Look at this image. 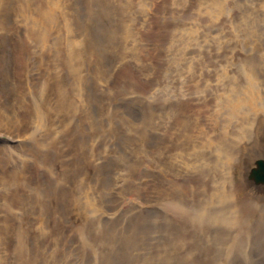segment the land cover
<instances>
[{
    "label": "rangeland",
    "instance_id": "obj_1",
    "mask_svg": "<svg viewBox=\"0 0 264 264\" xmlns=\"http://www.w3.org/2000/svg\"><path fill=\"white\" fill-rule=\"evenodd\" d=\"M7 1L0 102L26 131L0 156L33 215L0 264H264V0Z\"/></svg>",
    "mask_w": 264,
    "mask_h": 264
},
{
    "label": "bare ground",
    "instance_id": "obj_2",
    "mask_svg": "<svg viewBox=\"0 0 264 264\" xmlns=\"http://www.w3.org/2000/svg\"><path fill=\"white\" fill-rule=\"evenodd\" d=\"M6 2H9V1H7L6 0ZM5 5V0H0V6H4ZM108 10V9H107ZM109 12V11H108ZM216 13V12H215ZM4 17V15L2 14V13H0V25H1V22L3 21L2 19H4L3 18ZM218 17V16H217ZM223 18V17H222ZM218 19H219V17H218ZM227 19V18H226ZM5 21V20H4ZM3 21V22H4ZM231 22V21H230ZM6 23V22H5ZM222 23V22H221ZM14 26V25H13ZM1 27V26H0ZM1 29V28H0ZM1 34V33H0ZM3 34V33H2ZM6 38L4 37V36H2V35H0V43H1V46L3 45V42H4V40H5ZM206 40V39H205ZM5 46V45H4ZM15 57V56H14ZM25 68V67H24ZM21 85H23V84H21ZM18 90V89H17ZM16 90V91H17ZM18 92V91H17ZM17 92H16V94H17ZM25 95V94H24ZM18 96V95H17ZM26 96V95H25ZM21 99V101H22V99H23V97L22 98H20ZM20 99H18V103L20 102ZM30 99V98H29ZM7 100V99H6ZM1 101V100H0ZM23 102H24V100H23ZM22 102V103H23ZM17 103V102H16ZM24 103H26V102H24ZM23 105V104H22ZM21 105V107H24V108H28V106L26 105V106H22ZM14 106L12 105V104H10L9 103V101H6V102H0V120H2L3 122H4V120H5V123H4V125L5 126H1L0 127V130L2 129V127H3V129H2V131H4V132H7L11 137L12 136H21L26 130H25V128L22 126L23 125V116H20V117H22V118H20V120L19 119H17L16 117H15V114H14V112H12V110L11 109H15V108H13ZM34 107V105L32 106V108ZM21 109H23V108H21ZM29 109H31V108H29ZM28 110V109H27ZM32 110V109H31ZM26 111V110H25ZM24 111V112H25ZM23 112V114L25 115V113L27 112H25L24 113ZM29 113H30V111H29ZM29 113H27V115L29 114ZM21 113H18V116L20 115ZM26 116V115H25ZM2 121H0V123L2 122ZM20 121H21V123H20ZM1 125V124H0ZM27 126V125H26ZM252 126V125H251ZM249 131H250V129H249ZM47 133V132H46ZM45 134V133H44ZM24 135V134H23ZM32 136H33V134H32ZM32 136H28V141L29 140H31L32 139ZM46 137V136H45ZM247 137V136H246ZM228 138V137H227ZM226 138V139H227ZM249 138V137H248ZM12 139H14V138H12ZM11 139V140H12ZM22 140V139H21ZM33 140V139H32ZM40 140V139H39ZM43 140H45V138L43 139ZM229 140V139H228ZM33 142V141H32ZM37 142V141H36ZM241 142V141H240ZM22 143V144H21ZM20 143V148H22L23 149V147H31L32 146V144H31V142H21ZM42 143V142H41ZM214 144V143H213ZM10 145V144H9ZM19 145V144H18ZM33 145H35V143L33 144ZM51 145H53V144H51ZM57 145V144H56ZM12 146V145H11ZM35 146H37V145H35ZM40 146V145H39ZM54 146H55V144H54ZM217 146V145H216ZM57 147V146H56ZM5 148H8V147H5ZM35 147H33V149H34ZM39 148V147H38ZM45 148V147H44ZM52 148V147H51ZM55 147H53L52 149H54ZM57 148H59V147H57ZM8 149H10V148H8ZM46 150L48 149V148H45ZM61 149V151H63L62 150V148H60ZM11 150V149H10ZM31 150V149H30ZM35 150H36V148H35ZM38 150H40V148L39 149H37V151ZM230 150V149H229ZM24 151V150H23ZM37 151H35V155H36V152ZM54 151V150H53ZM56 152H57V150H55ZM59 152H60V150H58ZM9 152V151H8ZM30 152V151H29ZM39 152V151H38ZM58 152V153H59ZM1 153V152H0ZM3 153H5V152H3ZM12 153H14L15 154V151H13ZM32 153V152H31ZM53 153V152H52ZM61 154H62V152H60ZM14 154H12V155H14ZM18 154V153H17ZM24 154H25V151H24ZM38 154V153H37ZM65 154V153H64ZM4 155V154H3ZM6 155H7V153H6ZM32 155V154H31ZM5 156V155H4ZM15 157L17 156L16 154L14 155ZM33 156H34V154H33ZM32 156V157H33ZM59 156V155H58ZM21 157L22 156H20V159H16V160H21ZM26 157V156H25ZM30 157V156H29ZM34 157H36V156H34ZM217 157H218V155H217ZM8 158H9V156H8ZM11 158H12V156H11ZM23 159V158H22ZM25 159H27V158H25ZM34 159V158H33ZM33 159H30V160H32V161H34ZM15 161V160H14ZM18 161V162H19ZM24 161V160H23ZM26 161V160H25ZM4 162V161H3ZM2 162V156H0V184H1V186L3 187V189H0V205H1V213L2 214H0V215H2V216H0V217H2V219H0V224H3V226H5V229L4 230H0V232H8L7 234H10L11 233V230L14 232V234H15V238L14 239H12V241L13 242H15V247H16V256H17V254H18V256H20V258L22 259V257H24L23 256V254L25 253H23V251H22V249L24 250V240L28 237V236H25L26 235V232H25V229L24 230H21L22 228H20V226L19 225H17L16 226V224H20V223H18V220H22V222H26L27 224L30 222V224H31V222H32V217H31V215H33V210H31V212L29 211V213H28V211H27V209H25V207H24V205L26 204V201L27 200H25L22 196V193H25V191L24 192H22L21 193V185L23 184V181H27V177L26 176H24V174L26 173V171H27V165L26 164H24V162H23V164H22V168H21V170L19 171V169H18V171L15 169V167H11V168H8L7 166H3V163ZM17 162V163H18ZM30 162V161H29ZM42 162H44L43 160H42ZM8 163V162H7ZM20 163V162H19ZM46 163V162H45ZM61 163V162H60ZM9 165H10V162L8 163ZM6 165V164H5ZM20 165V164H19ZM43 166H44V164H43ZM189 168V167H188ZM38 174V173H37ZM26 175V174H25ZM31 176V175H30ZM36 175H34V177H35ZM52 176V175H51ZM69 176V175H68ZM31 178V177H30ZM50 179V178H49ZM53 179V178H52ZM51 179V180H52ZM59 179V178H58ZM56 181L57 179H53V181ZM52 181V182H53ZM54 181V182H55ZM33 183H34V181H33ZM49 183H50V181H49ZM58 183H59V181H58ZM36 184V183H35ZM59 184H62V182L60 181V183ZM58 184V185H59ZM50 185V184H49ZM56 184H54V186H55ZM58 185H57V187H58ZM64 186V185H63ZM42 187V186H41ZM23 188H24V186H23ZM34 188V187H33ZM40 188V187H39ZM64 188V187H63ZM31 189V188H30ZM35 189V188H34ZM58 189V188H57ZM66 189V188H65ZM50 190V189H49ZM23 191V190H22ZM29 191V190H28ZM36 191V190H35ZM47 191V190H46ZM37 192V191H36ZM66 192V191H65ZM31 193H33V191H31ZM27 194V193H26ZM29 194V195H28ZM27 195L28 196H30L31 194L30 193H28ZM63 194V193H62ZM67 194V193H66ZM25 195V194H24ZM37 196H38V194H36ZM44 195V194H43ZM59 195V194H58ZM60 196V195H59ZM26 197V196H25ZM49 197V196H48ZM61 197H63V196H61ZM28 198V197H27ZM30 198V197H29ZM32 198H35V197H33L32 196ZM31 198V199H32ZM36 199V198H35ZM61 199V198H60ZM68 199V198H67ZM66 199V200H67ZM37 200V199H36ZM39 200V199H38ZM47 200V199H46ZM28 201H30V200H28ZM34 202H35V200H34ZM42 202V201H41ZM55 202V201H54ZM53 202V203H54ZM66 202H70V201H66ZM37 203H39L38 201H37ZM58 203V202H57ZM44 204V203H43ZM68 204V203H67ZM40 205V204H39ZM58 205V204H57ZM66 206V205H65ZM75 206V205H74ZM36 206H34L33 207V209L35 208ZM68 206H66V208H67ZM227 207V206H226ZM31 208V207H30ZM39 208V207H38ZM42 208V207H41ZM41 208H39V209H41ZM34 211H35V209H34ZM37 211V210H36ZM66 211H68V210H66ZM26 212H27V214H29V216H27L26 215ZM42 212V211H41ZM46 212V211H45ZM37 213V212H36ZM35 213V214H36ZM34 214V215H35ZM41 214H43V213H41ZM38 215V214H37ZM61 215V214H60ZM64 217V216H63ZM44 218V217H43ZM23 220H25V221H23ZM36 220V219H35ZM21 222V223H22ZM62 223V222H61ZM25 224V223H24ZM27 224H25V225H27ZM29 224V225H30ZM65 224V223H64ZM32 225H34V224H32ZM38 225V224H37ZM2 226V227H3ZM21 227H22V225H21ZM31 227H33V226H31ZM41 227V226H40ZM26 228H27V226H26ZM35 229V228H34ZM60 230V229H59ZM35 231V230H34ZM44 232V231H43ZM3 233H2V235H3ZM31 233V232H30ZM6 234V233H5ZM7 234H6V236H7ZM4 237H5V235H3ZM58 236V235H57ZM0 237H2V236H0ZM3 238V237H2ZM1 238V239H2ZM7 238V237H6ZM39 241H40V239H39ZM66 241V240H65ZM26 242V241H25ZM55 242V241H54ZM37 246V245H36ZM2 247V246H1ZM30 247V246H29ZM38 247V246H37ZM10 248V247H9ZM30 249V248H29ZM32 249V248H31ZM37 249V248H36ZM27 250V249H26ZM9 251V250H8ZM25 251V250H24ZM54 251V250H53ZM12 253V252H11ZM47 253V252H46ZM6 257V256H5ZM26 257V256H25ZM24 257V258H25ZM20 258H18L17 257V259L19 260ZM2 259H3V257H2ZM24 260V259H23ZM37 260V259H36ZM20 261V260H19ZM38 264V263H37Z\"/></svg>",
    "mask_w": 264,
    "mask_h": 264
},
{
    "label": "water",
    "instance_id": "obj_3",
    "mask_svg": "<svg viewBox=\"0 0 264 264\" xmlns=\"http://www.w3.org/2000/svg\"><path fill=\"white\" fill-rule=\"evenodd\" d=\"M257 167H258L257 170L253 171L254 173L261 174L262 172H264V160L258 161ZM255 178L261 179L262 175H257L255 176Z\"/></svg>",
    "mask_w": 264,
    "mask_h": 264
}]
</instances>
